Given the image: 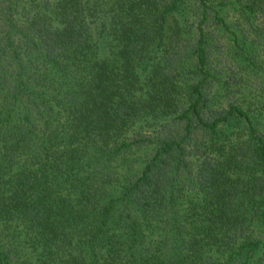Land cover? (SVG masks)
<instances>
[{
	"label": "trees",
	"instance_id": "16d2710c",
	"mask_svg": "<svg viewBox=\"0 0 264 264\" xmlns=\"http://www.w3.org/2000/svg\"><path fill=\"white\" fill-rule=\"evenodd\" d=\"M224 1L0 0V264H264V0Z\"/></svg>",
	"mask_w": 264,
	"mask_h": 264
},
{
	"label": "rangeland",
	"instance_id": "374dc122",
	"mask_svg": "<svg viewBox=\"0 0 264 264\" xmlns=\"http://www.w3.org/2000/svg\"><path fill=\"white\" fill-rule=\"evenodd\" d=\"M214 1H219V0H212ZM221 1V0H220ZM229 1V0H225ZM224 1V2H225ZM230 1H235L236 0H230ZM238 2L243 1V0H237ZM236 4H226L224 9H223V17L224 21L228 24L229 29L233 28V23L236 24L235 28L236 29H241L245 28L246 24H244V20L239 17L238 13L236 12ZM236 22V23H235ZM239 22V24H238ZM220 25L213 23V21H208L207 24L205 25V28L209 29V38H211V43L212 45V55L211 57L214 58L213 64L216 70H223L222 66L225 64L226 65V53L228 50V45L231 43L229 39V34H227V31L225 30H219ZM190 149V148H189Z\"/></svg>",
	"mask_w": 264,
	"mask_h": 264
}]
</instances>
